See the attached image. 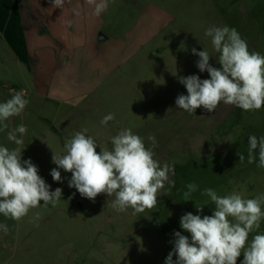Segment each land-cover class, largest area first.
Here are the masks:
<instances>
[{
  "label": "rangeland",
  "instance_id": "rangeland-1",
  "mask_svg": "<svg viewBox=\"0 0 264 264\" xmlns=\"http://www.w3.org/2000/svg\"><path fill=\"white\" fill-rule=\"evenodd\" d=\"M36 1L45 9L50 4V0L49 4ZM158 1L174 18L140 52L107 42L74 57L66 54L69 58L63 62L47 63L2 44L0 102L23 90L29 104L21 115L6 121L8 128L0 130V146L17 147L8 132L25 125L24 143L19 146L24 148L22 160L31 159L51 190L62 189V198L55 207L41 202L18 222L0 214V223L9 228L7 234L0 231V264H165L174 247V232L190 238L180 227L182 215L203 216L214 211L204 189L212 188L220 196L233 191L244 198L264 194V168L257 167L258 158L248 163L249 136H264V108L244 111L221 103L212 113L200 108L189 114L175 104L178 95L187 94L178 77L210 78L197 68L199 57L192 54L193 48L207 50L213 56L210 64L220 67L219 54L205 35L208 28H235L250 51L264 55V0H153ZM143 2L146 6L149 1ZM78 4L88 3L67 0L63 10L38 12L27 2L21 23H12L15 39L29 40L33 16L49 26L47 39L53 45L57 28L52 23L61 20L65 28H60L64 30L60 35L71 41L79 24L88 20V13L77 14ZM110 113L115 118L102 125L101 120ZM84 129L109 149L111 137L123 129L141 136L147 147H151L148 137H155V158L161 164L174 165L175 174H170L174 186L165 184L155 208L135 213L131 208L115 211L113 197L106 194L95 201L83 198L68 186L71 173L63 169H58L62 182L54 181L50 175L57 167L52 163L53 153L63 154L65 142ZM238 153L244 155L243 162ZM193 182L198 188L191 200L184 201L187 185ZM196 204L204 205L202 213L197 212ZM257 231L264 233V220ZM242 260L243 254L237 264Z\"/></svg>",
  "mask_w": 264,
  "mask_h": 264
},
{
  "label": "clouds",
  "instance_id": "clouds-1",
  "mask_svg": "<svg viewBox=\"0 0 264 264\" xmlns=\"http://www.w3.org/2000/svg\"><path fill=\"white\" fill-rule=\"evenodd\" d=\"M67 0H50L51 6L64 9ZM109 0H87L93 5V15H101ZM75 11V10H74ZM79 14V13H77ZM205 35L211 38L219 68L210 64L213 57L205 49L192 54L199 57L196 66L200 72H207L210 78L198 75L178 77L187 91L175 100L177 108L195 114L203 108L214 112L221 103L232 105L244 111H258L264 108V55L250 51L245 39L235 28L229 26L210 27ZM26 93L14 91L10 99L0 102V130L7 129L6 121L23 113L29 100ZM110 113L101 120L107 125L114 119ZM27 127L20 124L8 132V138L17 145L9 149L0 146V214L13 221L28 216L30 210L49 204L55 207L62 198V189L54 191L39 174L38 167L31 161L22 160L23 135ZM87 129L77 131L64 144L63 154L52 156L57 167L50 172L52 179L62 182L61 172L71 173L68 181L83 198L95 201L98 195L113 197L111 207L117 212L131 208L143 213L157 206L158 196L165 184L174 186L170 174L174 165L161 164L155 158L153 149L157 146L155 137L149 136L151 147L131 129H123L111 137V149L101 147L96 140L86 135ZM19 134V138L17 136ZM99 147V151L97 148ZM243 162L244 155L239 154ZM258 163L264 168V136L250 135L248 138V163ZM198 188L196 183L187 185L184 201ZM203 194L210 198L214 211L211 215L188 212L180 218L184 232H174V247L166 257L165 264H237L243 254L242 264H264V233L257 230L264 220V194L255 198H244L233 191L220 196L212 188ZM204 205H197V212H203ZM39 219V213L35 214ZM0 231L9 232L7 224L0 223ZM252 235L249 240L250 234ZM176 257L174 260L173 257Z\"/></svg>",
  "mask_w": 264,
  "mask_h": 264
},
{
  "label": "crops",
  "instance_id": "crops-1",
  "mask_svg": "<svg viewBox=\"0 0 264 264\" xmlns=\"http://www.w3.org/2000/svg\"><path fill=\"white\" fill-rule=\"evenodd\" d=\"M143 1L145 0H132L133 4L130 6L128 0H109L107 9L99 16L93 15V5L78 4V15L82 12L88 13L85 18L88 19L86 24H79L80 19L78 23L74 22V26L79 24V29L74 32V39L70 41L62 38L64 34L62 29L65 28L64 22L61 20L56 25L52 23L54 28H57L56 33L53 35L56 36L57 43L53 45L47 39L49 26L41 20H36L33 16L30 21L32 25L29 23L31 27L29 40L27 38L22 41L15 39L16 30L12 26V23H21V20L25 17L24 9L27 2L32 6V9L38 12L43 10L53 11L54 8L51 3L49 4L46 0V4L49 5L45 9L42 3L39 7L36 0H0V50L2 44H4L10 49H17L27 58L30 57L36 60L40 58L47 63L52 60L57 63L63 62L69 56L74 57L78 55V52H85L86 48L100 47L107 42H117L120 49L125 47L127 51L140 52L147 44L153 42L169 24L170 20L174 18L171 11H167L168 8L166 10L162 7L159 1L155 3L153 0H148L151 3L148 2L146 6ZM134 3L137 5L135 6ZM54 10L59 11V8ZM56 18L58 19V15ZM60 28L62 29L60 30ZM75 33L79 35L75 36ZM100 35H103L106 39L101 41L98 37ZM76 37L79 39L76 40ZM128 44H133V46L128 47ZM159 52L157 50L156 54H159ZM66 54L69 56H66ZM3 59L4 57L0 51V68H2ZM46 73L48 74V71Z\"/></svg>",
  "mask_w": 264,
  "mask_h": 264
},
{
  "label": "water",
  "instance_id": "water-1",
  "mask_svg": "<svg viewBox=\"0 0 264 264\" xmlns=\"http://www.w3.org/2000/svg\"><path fill=\"white\" fill-rule=\"evenodd\" d=\"M99 39L102 41V40H105L106 38L103 35H100Z\"/></svg>",
  "mask_w": 264,
  "mask_h": 264
}]
</instances>
